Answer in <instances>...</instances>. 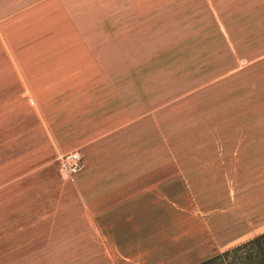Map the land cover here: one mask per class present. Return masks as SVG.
<instances>
[{"label": "rangeland", "instance_id": "obj_1", "mask_svg": "<svg viewBox=\"0 0 264 264\" xmlns=\"http://www.w3.org/2000/svg\"><path fill=\"white\" fill-rule=\"evenodd\" d=\"M250 12L263 23L248 17L223 23L216 9H194L193 18L158 25L164 30L156 38L127 41L140 54L124 63L115 56L106 67L104 57L71 56L74 69L62 73L25 72L20 64L13 71L3 55L0 256L8 257L10 240L25 234L12 227L37 224L43 211L85 207L74 184L85 159L79 175L65 178L59 157L76 138H88L75 135L92 126L80 123L82 113L123 110L122 97L131 112L167 115L163 136L191 165L192 183L176 199L170 246L142 264H196L264 233V9ZM66 16L55 6L40 32L74 34ZM85 82L98 87L76 86Z\"/></svg>", "mask_w": 264, "mask_h": 264}, {"label": "crops", "instance_id": "obj_2", "mask_svg": "<svg viewBox=\"0 0 264 264\" xmlns=\"http://www.w3.org/2000/svg\"><path fill=\"white\" fill-rule=\"evenodd\" d=\"M55 6L68 15L74 34L40 32ZM210 8L223 23L247 17L263 23L253 19L257 11L250 9H264V0H0V59L8 56L13 71L20 64L25 72L73 70L67 62L71 56L104 57L105 67L115 56L124 63L125 56L140 54L127 41L156 38L164 30L158 25ZM125 98L123 110L92 117L82 113L80 123L92 126L74 129L75 135L88 137L76 138L71 150L80 151L87 163L74 181L85 207L43 211L37 224L12 227L25 234L10 240L9 256H0V264H142L159 258L163 245L169 248L180 208L176 199L192 183L191 165L163 136L161 120L167 115L131 112Z\"/></svg>", "mask_w": 264, "mask_h": 264}, {"label": "trees", "instance_id": "obj_3", "mask_svg": "<svg viewBox=\"0 0 264 264\" xmlns=\"http://www.w3.org/2000/svg\"><path fill=\"white\" fill-rule=\"evenodd\" d=\"M196 264H264V233Z\"/></svg>", "mask_w": 264, "mask_h": 264}, {"label": "built area", "instance_id": "obj_4", "mask_svg": "<svg viewBox=\"0 0 264 264\" xmlns=\"http://www.w3.org/2000/svg\"><path fill=\"white\" fill-rule=\"evenodd\" d=\"M85 168L82 154L74 150L59 157V170L63 177L69 178L80 173Z\"/></svg>", "mask_w": 264, "mask_h": 264}]
</instances>
